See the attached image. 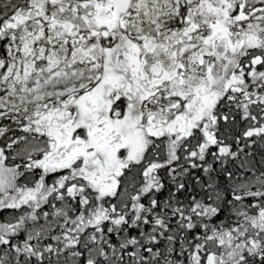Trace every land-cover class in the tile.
Here are the masks:
<instances>
[{"label": "snow or ice", "instance_id": "snow-or-ice-1", "mask_svg": "<svg viewBox=\"0 0 264 264\" xmlns=\"http://www.w3.org/2000/svg\"><path fill=\"white\" fill-rule=\"evenodd\" d=\"M0 264H264V0H0Z\"/></svg>", "mask_w": 264, "mask_h": 264}]
</instances>
